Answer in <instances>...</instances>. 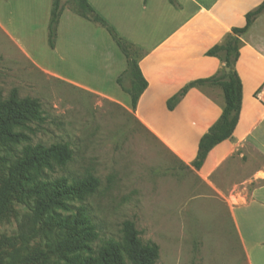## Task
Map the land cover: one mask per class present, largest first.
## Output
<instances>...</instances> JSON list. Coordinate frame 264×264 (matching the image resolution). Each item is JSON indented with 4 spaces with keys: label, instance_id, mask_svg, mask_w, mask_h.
I'll return each mask as SVG.
<instances>
[{
    "label": "rangeland",
    "instance_id": "obj_1",
    "mask_svg": "<svg viewBox=\"0 0 264 264\" xmlns=\"http://www.w3.org/2000/svg\"><path fill=\"white\" fill-rule=\"evenodd\" d=\"M7 1L0 0V24L15 41L0 26V101L35 102L40 120L13 125L18 140H0V264L79 263L120 243L125 221L143 244L157 247L154 264H247L222 196L226 183L179 163L138 121L126 93L132 77L126 67L113 68L124 55L108 32L90 22L103 36L100 66L90 48H68L83 69H64V45L55 53L47 44L52 0L48 7ZM65 34L90 32L64 22ZM52 145L66 146L70 159L41 163L26 155ZM244 163L233 157L228 174L237 176ZM87 173L98 180L92 193L37 208L55 181L70 185ZM82 217L95 228L93 244L63 224ZM121 264L133 263L123 254Z\"/></svg>",
    "mask_w": 264,
    "mask_h": 264
},
{
    "label": "crops",
    "instance_id": "obj_2",
    "mask_svg": "<svg viewBox=\"0 0 264 264\" xmlns=\"http://www.w3.org/2000/svg\"><path fill=\"white\" fill-rule=\"evenodd\" d=\"M53 1V0H52ZM51 1V3H52ZM264 0H87L92 10L125 41L141 50L138 66L146 82L135 114L142 126L185 166L198 152L200 139L220 118L224 98L218 86H195L187 90L172 110L167 101L189 83L213 77L223 67L219 59L207 56L234 28L245 25V15ZM37 4L50 0H8ZM87 29L90 34L61 35L63 23ZM3 28V26L0 24ZM13 40V36L3 28ZM235 71L241 81V109L232 136L215 145L199 170L212 183L221 181L232 226L247 264H264V104L254 98L264 82V14L258 16L240 36ZM86 42L89 43L86 45ZM102 33L69 10L63 11L57 26L53 52L64 45V69H83L74 61V49L90 48L101 65ZM69 48V49H68ZM127 69L125 57L113 64ZM72 84L82 86L62 76ZM127 95V94H126ZM236 158L242 164L237 176L228 174L227 163ZM214 184V183H213Z\"/></svg>",
    "mask_w": 264,
    "mask_h": 264
},
{
    "label": "trees",
    "instance_id": "obj_3",
    "mask_svg": "<svg viewBox=\"0 0 264 264\" xmlns=\"http://www.w3.org/2000/svg\"><path fill=\"white\" fill-rule=\"evenodd\" d=\"M170 1L174 2V0ZM67 4L70 5V10L79 17L104 28L121 50L127 62L126 70L130 72L132 77L131 87L126 93L130 97L131 108L135 110L137 101L146 88V82L138 66L141 56L139 59L134 58L135 53H140L141 50L118 36L115 30L92 10L87 0H67ZM65 8L66 3H62L61 0H53L47 35V44L50 49L55 47L58 22ZM262 14H264V1L257 8L246 13L245 25L242 28L232 29L231 33L221 44L215 45L207 51V56L219 59L223 67L230 68L229 73H225L224 69H222L213 77L191 82L167 101L168 110H172L189 88L204 86L206 84L218 86L223 93L224 107L222 114L217 122L200 139L197 156L191 164L196 170L201 168L208 152L215 145L232 136L241 109V81L234 69L239 57L240 36ZM37 108V104L30 101L18 102L14 98L0 101V140L8 142L18 140L20 135L12 131V126L22 121L40 120ZM26 155L28 158L32 157L33 160L41 163L50 158L56 164H63L70 159L71 152L66 146L52 145L45 151H42L40 146L33 151L27 149ZM21 170V165L17 164L14 172L16 173ZM97 186L98 180L90 173H87L83 179L70 185H66L63 179L57 180L53 183L50 190L46 191L38 199L37 208L42 210L48 204L57 203L66 197L84 196L92 193ZM38 193H41V191H38ZM63 224L68 226L69 231L79 232L81 239L86 244H93L97 239L95 228L87 217H82L72 222L65 219ZM87 249L91 252V248L87 247ZM123 254L133 264H154L157 257V247L143 244L137 238L133 222L125 221L122 225L120 243L104 244L99 248L96 257L89 256L79 263L71 264H121Z\"/></svg>",
    "mask_w": 264,
    "mask_h": 264
},
{
    "label": "built area",
    "instance_id": "obj_4",
    "mask_svg": "<svg viewBox=\"0 0 264 264\" xmlns=\"http://www.w3.org/2000/svg\"><path fill=\"white\" fill-rule=\"evenodd\" d=\"M254 98L261 104H264V82L262 85L255 91Z\"/></svg>",
    "mask_w": 264,
    "mask_h": 264
},
{
    "label": "water",
    "instance_id": "obj_5",
    "mask_svg": "<svg viewBox=\"0 0 264 264\" xmlns=\"http://www.w3.org/2000/svg\"><path fill=\"white\" fill-rule=\"evenodd\" d=\"M224 71H225V73H229L230 72V68L224 67Z\"/></svg>",
    "mask_w": 264,
    "mask_h": 264
}]
</instances>
